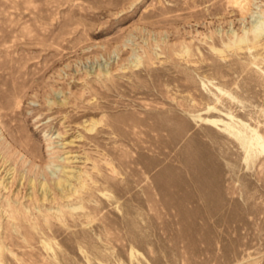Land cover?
<instances>
[{
	"label": "rangeland",
	"instance_id": "1",
	"mask_svg": "<svg viewBox=\"0 0 264 264\" xmlns=\"http://www.w3.org/2000/svg\"><path fill=\"white\" fill-rule=\"evenodd\" d=\"M230 128L264 143V0H0V264H264Z\"/></svg>",
	"mask_w": 264,
	"mask_h": 264
},
{
	"label": "bare ground",
	"instance_id": "2",
	"mask_svg": "<svg viewBox=\"0 0 264 264\" xmlns=\"http://www.w3.org/2000/svg\"><path fill=\"white\" fill-rule=\"evenodd\" d=\"M230 129L232 130L230 133L231 136L238 141L241 148L246 152L247 159L251 157L252 154H264V143L260 142V139L258 137L248 140L241 132H236L233 128Z\"/></svg>",
	"mask_w": 264,
	"mask_h": 264
}]
</instances>
